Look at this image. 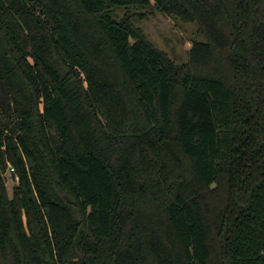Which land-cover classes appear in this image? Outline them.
Returning a JSON list of instances; mask_svg holds the SVG:
<instances>
[{
	"label": "trees",
	"instance_id": "1",
	"mask_svg": "<svg viewBox=\"0 0 264 264\" xmlns=\"http://www.w3.org/2000/svg\"><path fill=\"white\" fill-rule=\"evenodd\" d=\"M0 264H264V0H0Z\"/></svg>",
	"mask_w": 264,
	"mask_h": 264
},
{
	"label": "rangeland",
	"instance_id": "2",
	"mask_svg": "<svg viewBox=\"0 0 264 264\" xmlns=\"http://www.w3.org/2000/svg\"><path fill=\"white\" fill-rule=\"evenodd\" d=\"M116 14L118 16L130 15L132 23L141 30L143 36L177 65L188 62L189 49L193 41H204V36L198 31L196 23L182 22L159 12L153 6L147 9L117 8ZM139 14L142 15L141 18ZM5 180L7 195L11 198L17 180L12 177L10 170L6 171Z\"/></svg>",
	"mask_w": 264,
	"mask_h": 264
}]
</instances>
